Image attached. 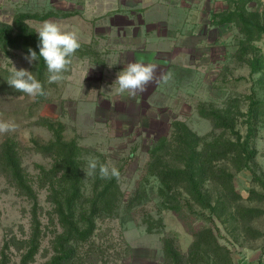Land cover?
Instances as JSON below:
<instances>
[{"label": "rangeland", "instance_id": "obj_1", "mask_svg": "<svg viewBox=\"0 0 264 264\" xmlns=\"http://www.w3.org/2000/svg\"><path fill=\"white\" fill-rule=\"evenodd\" d=\"M226 2L217 8L214 6L211 17L199 13L197 30L184 34L188 35L185 40L189 46H167L176 49L165 55L158 49L132 55L124 52L125 36L120 27L127 20L123 16L126 11H131L133 2L0 0V22L6 24H12L18 14H70L65 19L47 21L55 22L63 31L76 32L83 50L98 53L97 57L74 54L70 70L59 83L49 84L46 72L47 94L42 102L26 94L0 96V121H12L17 125L14 132L0 133V144L7 138L19 142L23 166L41 207L39 219L43 235L39 253L31 264L47 263L53 255L54 238L62 232L53 205L48 201L49 192L40 187L38 179L40 167L50 169L54 161L32 149L33 140L46 144L53 139L52 131L38 124L42 119L63 123L65 139H75L81 148L87 150L82 156L86 196L92 195L94 176L86 175L89 157H95L109 167L115 166L121 172L118 184L122 198L118 211L112 217L97 219V229L91 240L78 246L82 256L76 264H163V238L172 236L179 248L187 253L194 241L191 230L208 227L214 229L220 244L229 248L234 264H264V214L248 223L231 221L222 224L209 211L194 206L185 207L180 216L165 209L159 194L160 183L155 176H147L151 150L158 139L171 137L173 121L184 122L199 136H208L211 140L222 131H214L211 122L200 117L198 106L222 111L234 108L246 114L250 97L264 103V87L259 83L262 73L251 76L248 64L237 58L242 39L238 29L232 24H211L214 14L228 10L229 3ZM247 8L264 15V0H251ZM43 22L27 21L36 31ZM136 22L140 19L136 18ZM135 30L138 36L141 29ZM258 42L255 47L264 59V37ZM26 55L13 50L0 52V68L10 72L13 67L17 70L23 68L31 72L34 62L29 64L24 58ZM133 56L136 61L157 64L160 72H172V79L166 84H149L146 91L138 93L135 98H129L127 93L119 94L114 82ZM171 62L190 68L189 78L179 81L170 69ZM245 122L246 117H238L237 129L243 136L247 133ZM256 127L254 146L258 154L254 170L264 179V105L259 108ZM224 164L235 174V186L242 195L240 203L264 212V202L249 199L251 190L264 192L252 180V173L249 170L237 173L228 163ZM139 182L146 199L129 209L127 202ZM32 207V202L19 195L0 174V252L4 242L12 236L18 239L30 237ZM149 217L156 225L152 233L147 231L145 222ZM159 219H162L161 225L156 223ZM22 252L12 250V264L20 263Z\"/></svg>", "mask_w": 264, "mask_h": 264}, {"label": "trees", "instance_id": "obj_2", "mask_svg": "<svg viewBox=\"0 0 264 264\" xmlns=\"http://www.w3.org/2000/svg\"><path fill=\"white\" fill-rule=\"evenodd\" d=\"M249 2L251 0H242L240 3L230 0L229 9L214 14L212 24H232L238 29L242 39L237 58L248 64L251 76L262 73L259 83L264 87V59L258 48L253 46V41L258 42L264 37V15L258 11H250L247 8ZM68 17L70 14L53 12L44 15L18 14L12 24L0 22V52L8 53L13 50L29 55L28 50L32 49L39 56L38 32L31 28L27 21ZM75 55L97 57L98 53L89 49L83 50L81 46ZM170 69L175 72L179 81L188 79L192 73L190 68L177 65H171ZM31 72L42 83L47 93V69L42 58L38 57V60L34 61ZM9 75V70L0 68V96L24 95L9 86ZM36 98L37 102H42L46 96ZM249 101L246 114L234 108L222 111L207 109L205 105L198 106L200 117L209 120L214 131H222L211 140L208 136H199L186 123L175 120L172 123L171 137H162L155 142L147 176H155L160 183L159 194L165 209L181 216L185 207L195 206L209 211L211 216L222 224L231 221L248 223L264 214L261 209L245 207L240 203L242 195L236 189L235 174L224 164L228 163L237 173L249 170L253 176L252 180L264 191V179L254 170L258 154L254 146L257 118L259 108L264 103L254 96L250 97ZM239 116L246 117L245 136L237 129ZM38 124L52 131L53 139L46 144L33 140L32 149L54 161L50 169L40 167L39 185L48 190V201L52 203L53 213L62 228V232L54 238L53 255L46 264H76L82 256L78 246L91 240L97 229L98 218L112 217L117 213L122 192L117 179H101L97 170L93 176L92 195L86 196L82 156L87 150L81 148L75 139H65L63 123L42 119ZM0 174L19 195L26 197L33 204L30 237L18 239L12 236L6 240L0 252V264H12L13 249L23 251L19 264H31L39 253L43 235L39 219L41 207L38 204V194L23 166L20 144L13 138H7L0 144ZM141 184L139 182L127 202L129 209L140 205L146 199ZM249 199L264 202V192L251 190ZM154 221L151 217L145 220L147 231L150 233L156 227ZM211 222L214 223L213 218ZM156 223L161 225L162 219ZM191 234L194 241L187 253L179 248L172 236L163 238V264H234L231 251L220 244L212 227L194 229Z\"/></svg>", "mask_w": 264, "mask_h": 264}, {"label": "clouds", "instance_id": "obj_3", "mask_svg": "<svg viewBox=\"0 0 264 264\" xmlns=\"http://www.w3.org/2000/svg\"><path fill=\"white\" fill-rule=\"evenodd\" d=\"M39 35V56L32 49L24 58L31 64L42 58L48 73V83H59L65 79V73L70 70L71 57L81 47L79 37L74 31H63L58 24L52 21H44L36 31ZM253 41V46H258ZM172 72H160L155 63H145L142 60L127 63L126 67L117 74L115 84L119 94L127 93L129 98H135L138 93H143L149 84L154 82L168 83L172 79ZM7 83L15 91L26 94L29 97L46 96L42 83L23 68L17 70L13 67L7 79ZM17 125L12 121H0V133L14 132ZM27 134V133H26ZM88 172L86 175H94L97 170L101 179L119 180L120 171L115 166L109 167L100 163L97 158H88Z\"/></svg>", "mask_w": 264, "mask_h": 264}, {"label": "crops", "instance_id": "obj_4", "mask_svg": "<svg viewBox=\"0 0 264 264\" xmlns=\"http://www.w3.org/2000/svg\"><path fill=\"white\" fill-rule=\"evenodd\" d=\"M126 1L133 2V8H131V11L125 12L126 14L123 17L127 20H124L120 27L125 36L123 43L124 52L134 55V53L139 51L150 52L158 49L160 50L159 53H164L165 55L176 49L167 46H189L185 40L188 35L184 36V34H192L197 30L199 23H196V20L199 19V13L202 16L207 14L211 17L214 6L217 8L219 4L227 3L226 1L229 3L230 0ZM136 4L138 6H134ZM226 7L229 9L228 6ZM136 18L140 19V22H136ZM190 18L192 19L191 24H189ZM136 24H139V26H136ZM138 27L141 32L137 36L135 29ZM189 27L190 30H188ZM138 40L139 44L136 45ZM133 61H136L134 56L131 59V62ZM173 63L171 62L170 65H175Z\"/></svg>", "mask_w": 264, "mask_h": 264}]
</instances>
